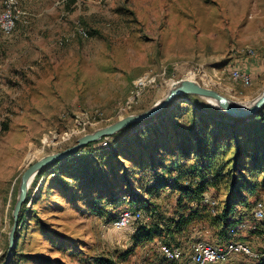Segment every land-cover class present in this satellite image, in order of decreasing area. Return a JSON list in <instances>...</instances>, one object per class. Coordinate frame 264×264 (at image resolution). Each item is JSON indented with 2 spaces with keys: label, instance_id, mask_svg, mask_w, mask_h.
<instances>
[{
  "label": "rangeland",
  "instance_id": "1",
  "mask_svg": "<svg viewBox=\"0 0 264 264\" xmlns=\"http://www.w3.org/2000/svg\"><path fill=\"white\" fill-rule=\"evenodd\" d=\"M19 7L22 12L14 33L0 31V264L7 258L21 175L30 164L75 144L87 133L149 109L185 78L243 103L264 91V0H22ZM79 28L88 36H81ZM253 61L258 68L253 84H234L231 70ZM141 78L144 83L137 85ZM227 86L235 91H227ZM191 100L194 104L179 99L173 110L176 118L153 131H145L142 124L82 151L81 159L95 149L112 145L116 149V169L111 165L114 150L102 160L108 170L104 178H110L105 188L102 184L97 190L94 185L97 191L85 195L80 188L84 181L69 177L75 170L59 166L51 173L37 174L30 184L19 242L9 264H101L105 260L162 264L159 247L164 241L186 251L200 239L219 243V229L212 225L214 217L204 204L220 212L235 175L247 180L253 191H244L249 201L239 211L244 222L230 233L264 251V219L251 214L255 201L264 203V169L250 164L251 169L235 171L229 163L235 150L224 153L221 166L208 171L210 179L218 180L203 192L200 204L189 199L179 204V192L170 188L155 196L144 194L142 201L143 189L138 184L133 188L137 200L124 198L128 192L121 188V163L128 167L129 181L140 179L141 183L155 172L177 175L173 166L180 160L175 163L177 158L170 152L175 140L166 139V132L174 135L175 127L189 129L197 106L218 108L201 96ZM153 145H157L154 153ZM143 148L154 156L156 167L136 166L140 152L145 153ZM195 162L193 157L187 162L189 174H195L190 168ZM116 183L121 189L115 188ZM197 207L201 215L183 231L166 234L164 241L125 255L138 226L156 218L161 224L172 223ZM153 209L159 213H152ZM124 210L141 211L145 217L118 229L113 222ZM254 262L237 254L219 264Z\"/></svg>",
  "mask_w": 264,
  "mask_h": 264
},
{
  "label": "trees",
  "instance_id": "2",
  "mask_svg": "<svg viewBox=\"0 0 264 264\" xmlns=\"http://www.w3.org/2000/svg\"><path fill=\"white\" fill-rule=\"evenodd\" d=\"M191 97L198 96L191 94L182 95L173 100L166 108H164L154 117L146 119L142 122L134 123L120 131V133L125 131L133 132L134 128L141 127L142 124L146 125L144 128L145 131H153L154 128L160 127V123H163L165 120L168 121L172 118H176L173 110H175L179 99H181L182 103L184 102L187 104H194L193 100H191ZM146 127L148 128L146 129ZM172 132L174 135H171L169 131L166 132L165 135L166 139L170 138L175 140V145L172 146L170 152L177 158L175 163L180 160L178 164H174L173 166L175 167V170H178L177 175L175 177H165V175L155 172L149 175L148 178L144 177L146 179L142 178L141 183L139 181L140 179L129 181L128 167L126 165L124 166V163H121L123 164L121 169L124 171V181L122 182L123 186H121V188L124 187L126 194L128 192V197L127 195H124V198H129L130 196L132 200L136 201L137 199H134L135 193L133 188H136V185L138 184V186L143 189V193L140 194L142 201L146 200L143 197L144 194L155 196L159 195L162 189L170 188L171 190L179 192V204H182L187 199L190 201H197L200 204L201 202H204L202 198L203 192L211 185L215 184V182L218 180L217 177H215V179H210V177H208V171L211 168H215L216 166H221L220 159L224 153H228L231 150L235 151L234 155H232L233 157L230 158L231 160L229 163H233L235 171L251 169L250 164H252L253 167L264 169V109L249 118H235L231 117L218 108H215L209 104H205L199 107L197 106L193 110L189 129L184 131V129L175 127ZM159 137H162V135L160 134ZM93 144L95 143H90L79 149L77 153L46 167L38 173V176H42L44 173H51V170L57 169L59 166L69 170L72 169V171L75 170V175L73 172H71L69 177H74L84 181V185H82L80 188L85 191V195L92 194L93 192L100 190L102 188V184H104L103 188L109 186L107 183L109 182L110 178H104L108 170L104 168L102 160L105 158L104 155H107V153L109 154L114 150L113 159H111V165L113 169H116L118 167L116 162L119 160V158H117L119 155L115 157L116 149H113L112 145V147L109 146L99 150L95 149L91 152V156H84L81 159L82 151ZM156 150L157 145L151 146L152 153H154ZM160 150H166V148L162 147ZM143 151H145L143 155L140 152L141 158L136 159V166L143 168L148 167V164H150V166L153 168L156 167L154 156L148 154L152 157H147V151L144 148ZM140 154H138L137 157H139ZM192 157L196 159V162L190 167L191 169H195V174L193 175L189 174V171L185 170L187 168L185 167L187 162H189ZM79 160H81V163L78 164ZM115 160L117 161L115 162ZM58 171V173H61L60 170ZM54 172L55 171H52L53 174H55ZM216 176H219V170L216 171ZM94 185L97 190L94 189ZM128 185L131 186L132 189L130 188V190H128ZM249 187L250 186L247 180H242L235 175L227 199L220 209V212L218 211L217 207H210L208 204H204V207L206 206L209 210H211L208 214H211L214 217L212 219V225L217 226L219 229L218 236L220 238L218 240L221 242L215 244H221L229 240H239L234 238L230 231H235L237 227L244 222L242 219H239V211L241 212V206H246L245 203L249 202L248 197L243 195L245 190L251 189V191H253V188ZM59 188L63 190L67 189V187ZM115 188L121 189L118 183H116ZM131 191L132 194H130ZM122 194H124V192ZM28 198L29 197H27V201ZM34 201L35 200H33V202ZM257 202L258 200L253 203L252 207L250 206L253 217L254 208ZM25 207L26 204H24L22 207L19 228L20 224L24 221ZM184 208L186 207L184 206ZM153 210L154 211H152V213H159L158 209ZM203 210H206V208ZM187 212L188 213H186V211L183 212L178 219H173L172 223L167 222L161 224L160 220H157L156 218L150 224L138 226L133 234V243L131 244L132 246L125 253V255L130 254L137 247H143L150 243L156 244L159 239L164 241L162 237L164 236V238H166V234L170 235L171 233L183 231L189 223L198 218L202 213L199 207L196 209H190ZM198 241H202V239L197 240L194 243ZM18 242L19 229L17 232V244ZM162 243L176 246L165 241ZM161 260L163 264L164 258H161L159 261ZM106 262H108V264H115L114 262L107 260L101 264ZM253 264H264V258L256 259Z\"/></svg>",
  "mask_w": 264,
  "mask_h": 264
},
{
  "label": "water",
  "instance_id": "3",
  "mask_svg": "<svg viewBox=\"0 0 264 264\" xmlns=\"http://www.w3.org/2000/svg\"><path fill=\"white\" fill-rule=\"evenodd\" d=\"M186 94L198 95L208 100H213L215 103L213 104L220 110L235 118H249L264 109V91L257 96L252 103L247 104L245 102H238L220 91L206 87L195 80L185 78L172 86L167 95L163 99L157 101L149 109L137 114L128 115L91 133H87L78 138L75 144L61 151L51 153L40 158L30 164L21 175L19 194L12 214L13 225L9 232L7 258L2 264H9L14 253L17 245V232L19 229L22 207L27 200L30 184L33 178L40 171L57 161L64 160L72 154L77 153L79 149L90 143L96 142L104 137L114 135L134 123L142 122L146 119L154 117L166 108L173 100Z\"/></svg>",
  "mask_w": 264,
  "mask_h": 264
},
{
  "label": "built area",
  "instance_id": "4",
  "mask_svg": "<svg viewBox=\"0 0 264 264\" xmlns=\"http://www.w3.org/2000/svg\"><path fill=\"white\" fill-rule=\"evenodd\" d=\"M21 1H3V7L0 12L1 32L13 34L16 30L18 18L22 12L19 7ZM78 33L83 37L88 36L84 28H79ZM250 52L252 54L255 53L253 50H250ZM230 78L234 84H241L244 87H249L253 84L252 73L240 68H233L230 72ZM144 80V78L139 79L137 85L143 84ZM218 85H222L221 80H219ZM226 88L227 91H235L232 86H227ZM253 214L257 220L264 219V203L262 201L256 203ZM143 218L144 214L140 211L124 210L114 220L113 225L118 229H122ZM160 250L164 258L163 264H219L229 261L237 254L246 255L254 260L264 258V251L255 250L249 243L241 240H229L221 244L198 241L187 251L181 247L162 243Z\"/></svg>",
  "mask_w": 264,
  "mask_h": 264
},
{
  "label": "crops",
  "instance_id": "5",
  "mask_svg": "<svg viewBox=\"0 0 264 264\" xmlns=\"http://www.w3.org/2000/svg\"><path fill=\"white\" fill-rule=\"evenodd\" d=\"M241 67H242L241 69H244V70H247V71L251 72L252 75L253 74H257L253 81H255L257 79L258 72H256V71L258 70V68H257V63L255 61L250 63V66L242 64Z\"/></svg>",
  "mask_w": 264,
  "mask_h": 264
},
{
  "label": "bare ground",
  "instance_id": "6",
  "mask_svg": "<svg viewBox=\"0 0 264 264\" xmlns=\"http://www.w3.org/2000/svg\"><path fill=\"white\" fill-rule=\"evenodd\" d=\"M254 100H255V99H254ZM254 100H253V101H254ZM209 101H211L212 103H214V101H213V100H209ZM253 101H251L250 103H252ZM250 103H247V104H250ZM214 104H215V103H214Z\"/></svg>",
  "mask_w": 264,
  "mask_h": 264
}]
</instances>
